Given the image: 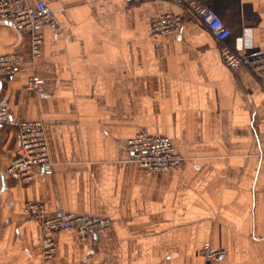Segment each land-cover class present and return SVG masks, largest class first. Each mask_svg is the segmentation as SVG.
Wrapping results in <instances>:
<instances>
[{
  "label": "crops",
  "instance_id": "obj_1",
  "mask_svg": "<svg viewBox=\"0 0 264 264\" xmlns=\"http://www.w3.org/2000/svg\"><path fill=\"white\" fill-rule=\"evenodd\" d=\"M45 1L49 26L41 53L0 22V54L21 68L0 79L12 122L0 125V264H43L46 231L25 209L107 217L85 240L50 232L52 264H264V89L244 69L231 71L210 31L171 0ZM241 55L264 54V0H207ZM183 16L181 32L151 33L163 15ZM44 92L26 87L31 75ZM43 120L54 162L33 168L28 184L5 168L17 155V124ZM171 138L186 161L151 171L133 161L137 133ZM225 250L208 260L204 244Z\"/></svg>",
  "mask_w": 264,
  "mask_h": 264
},
{
  "label": "built area",
  "instance_id": "obj_2",
  "mask_svg": "<svg viewBox=\"0 0 264 264\" xmlns=\"http://www.w3.org/2000/svg\"><path fill=\"white\" fill-rule=\"evenodd\" d=\"M130 3L143 0H126ZM181 3L187 15L196 19L207 28L220 46L221 56L226 66L233 72L246 70L264 89V54L241 55L233 49L227 39L230 28L224 23L217 12L207 3V0H171ZM183 16L166 14L152 22L151 33L161 36L170 32H181ZM0 22L13 25L17 31L29 36L32 58L41 53L43 34L40 28L49 26L60 31V24L54 11L45 1L34 5L28 3L12 4L9 0H0ZM21 57L17 53L0 54V79L9 78L19 72ZM26 87L35 92H44L45 80L38 75H31ZM12 122L11 102L0 100V125ZM19 135V150L11 163L5 168L7 174H18L23 183L28 184L33 178V168L40 166L46 173L53 171L54 162L43 120L21 121L17 124ZM128 150L134 162L151 171H166L185 162V157L177 151L174 141L164 135L149 134L141 131L128 142ZM25 209L30 217L40 222L45 235L42 238L43 264H52L56 246L50 232L74 229L83 240L96 234L110 223L109 218L67 212L63 209L50 214L43 203L26 201ZM201 254L208 260L223 258L225 250H215L209 243L201 249Z\"/></svg>",
  "mask_w": 264,
  "mask_h": 264
},
{
  "label": "rangeland",
  "instance_id": "obj_3",
  "mask_svg": "<svg viewBox=\"0 0 264 264\" xmlns=\"http://www.w3.org/2000/svg\"><path fill=\"white\" fill-rule=\"evenodd\" d=\"M137 134H138V133H137ZM174 144H175V143H174ZM175 147H176V146H175ZM185 161H186V158H185ZM204 245H205V244H204ZM204 245H203V246H204Z\"/></svg>",
  "mask_w": 264,
  "mask_h": 264
}]
</instances>
